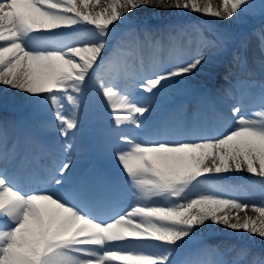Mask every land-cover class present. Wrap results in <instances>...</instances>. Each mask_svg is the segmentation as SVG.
Here are the masks:
<instances>
[{
  "label": "snow or ice",
  "instance_id": "snow-or-ice-1",
  "mask_svg": "<svg viewBox=\"0 0 264 264\" xmlns=\"http://www.w3.org/2000/svg\"><path fill=\"white\" fill-rule=\"evenodd\" d=\"M100 2L0 0V85L45 101L65 149L73 148L70 130L73 137L81 132L78 113L95 87L115 127L101 150L118 166L133 202L115 211L108 185L87 178L73 181L70 152L38 186L21 182L29 168L27 179H32L44 144L32 134L10 140L8 129L0 127V264H207L204 249L184 251L206 223L264 238V203L252 205L255 218L247 213L241 217L232 210L248 209L247 202L224 198L215 187L197 191L211 174L246 170L264 178V63L260 80L237 79L223 89L222 96L235 100L226 131L197 111L191 119L180 114L163 121L159 138L130 137L120 126L145 127L161 107L168 82L191 74L208 57L197 52L183 61L193 37L180 29L169 33L167 45L179 62L163 71L151 65L145 69L143 48L159 51L161 41L148 29L133 31L126 40H118L112 31L137 8L191 9L230 19L253 7L251 0H222L219 8L210 0L206 5L199 0H106L102 12L79 10L78 4L88 9ZM260 8L264 13V0ZM82 24L92 26L90 38L70 43L55 39L57 30ZM76 31L84 29L73 28ZM208 43L217 47L215 41ZM260 45L264 51V32ZM121 53L139 64V79L124 85L123 91L115 82L95 84L97 69ZM62 101L70 102L71 116ZM215 117L228 119L219 113ZM181 255L183 259H177ZM227 264H264V252L252 254L242 247Z\"/></svg>",
  "mask_w": 264,
  "mask_h": 264
},
{
  "label": "bare ground",
  "instance_id": "bare-ground-1",
  "mask_svg": "<svg viewBox=\"0 0 264 264\" xmlns=\"http://www.w3.org/2000/svg\"><path fill=\"white\" fill-rule=\"evenodd\" d=\"M104 2H105V0H101L100 5L95 6V7L90 5L91 8H93V13L102 12L103 9L106 8V7L101 5ZM199 2L206 5L209 2V0H199ZM210 2L214 8L222 7V0H210ZM85 10L86 9L80 8V11H82V12ZM143 10H144L143 13H148V16H146V17H148L149 19L153 20L152 17H154V19L155 18H160V19L163 18L162 22H164V21L166 22L167 17H168L167 19L170 20L171 18H175V16L181 15V14H186V13L187 14H198V12L192 11L191 9H176V8L163 9V8H160L157 6H150V7L146 6V7H142V8H137L131 14H138L139 12H141ZM202 15H204V14H202ZM191 16H193V15H191ZM235 16L236 15H233V17L230 19L229 18L212 17L210 15H206L205 17H212L214 19H217V20L224 22L226 25H232V26L233 25L236 26V24L238 25L239 23L243 24L245 22H248L250 24H256V22L258 21L255 18L247 20L246 18L242 17V18L236 19ZM148 18H146L145 20H149ZM160 19L155 20V22L160 23ZM123 23H124V21L121 22V24H123ZM131 23H133V22H131ZM241 24H239V25H241ZM116 25H120V23H118V24L116 23ZM256 28H259L260 30H262L264 32V24H261L259 27L256 26ZM112 31L116 32L115 27L112 28ZM139 32H141L140 29H139ZM257 35H258L257 32L254 31V32L250 33L249 37H248L249 39L254 41L255 46L260 45V39H257ZM161 36H162L164 42L165 41L168 42L169 33H162ZM127 38L128 37H124L125 40ZM185 42H186V39L181 40L182 45ZM166 46H167V44H166ZM240 48H242V46L241 47L239 46V49ZM218 49H219V46L212 47L209 44H205L201 47H196L194 45V43L192 42L191 45H189L185 48L184 55L182 56L181 59L183 61L189 60V59L195 57L197 52H201L206 57H209V56H211V54H210L211 52H214V51L220 52V51H217ZM213 55H215V54L213 53ZM169 56L172 58L171 53H169ZM161 64H163V62H161ZM161 64H159V66H161ZM206 64L208 67H211V65H212V63L208 59L207 63L198 67L196 70H194L191 74H189L187 76H189V78H191V80H192L193 79L192 75H199L200 73L202 74V70ZM244 64H246V65L251 64V65H249V69H248L251 74L252 73L254 74V72H252V71H253V69H256V67H257L258 69H256V70L259 73V76H257V80H260L262 78V68H261L262 63L261 62H259V61L255 62L254 60H252V61L246 60V61H244ZM163 66H164V64H163ZM163 66H161V68H160L161 71L164 70ZM230 74H226V76L229 78ZM187 76L182 77L184 83L187 82V80H189V78H187ZM231 76H232V74H231ZM195 77H197V76H195ZM185 78H187V80H185ZM191 80H189V82H191ZM172 83H168V84L172 85ZM197 83H198V86H200L199 81H197ZM228 83H230V79L228 80ZM172 88H176V89L178 88L181 91L183 90L182 86H181V88H179V87H172ZM170 91L174 92V89H172ZM18 99H20V100H18ZM23 100L24 101L28 100L27 104L29 105L35 100V98L29 96L27 93L20 92L18 90L10 89V88H7L5 86L0 85V107L10 106L13 103L14 104L18 103V101H19L18 104H21L23 102ZM208 102H209V100H208ZM215 102H216V100H215ZM215 102H213V104L218 105ZM163 103H164L163 105L168 107L170 105H173L174 102L173 101H165ZM221 104H224V102H222ZM231 106H232V103L224 104V107L226 108L227 111L223 112V113L227 115L226 118H228V119H224V120L218 119V121L221 122V128L219 129L220 131H226L227 128L230 126V123H231V121H230V116H231L230 108H231ZM193 108H194V105L190 104V107L188 109L190 111H193L194 110ZM47 112H48V117H50L49 123H51V121L53 120L52 113L49 111H47ZM169 116H171V114H169ZM169 116H168V119H169ZM173 117H174V115H173ZM160 118H161V120H164L163 117H160ZM161 120H159V122H157L155 128H159V126H161ZM118 170H119V168H118ZM212 175H215V174H212ZM219 175L224 176V177L220 178L219 183L230 185L232 183H235V181H237V182H239L238 184H240V183L244 184L243 186L250 193V196H247L246 194L242 193V190L239 187L234 188L232 186H229L225 189L227 192L232 193V195H233L232 198L235 197L236 199L240 200L241 202H247L249 204L248 209H245L244 211L233 209L232 214L235 215L237 212H239V215L241 217H244L245 213H247V216L255 218L258 215V213H256L254 210H252V205L255 204V205L259 206L261 203H264V178H261L259 176L253 175V174H249V173H247L246 170L240 171V172L231 171L229 173H224V174H219ZM233 176H238V177H233ZM242 177H244V178H242ZM245 178H247V179H245ZM245 185L250 187V188H247ZM206 191H208V190H202L200 192H206ZM130 197H133L132 192L130 194ZM199 230H203L209 234V236L211 237L209 242L218 241L221 243V246L223 247L221 249L225 251V254H226L225 259H227V260L234 258L236 255V250H239L242 247H246V248L250 249L252 254L264 252V238H261L258 235L250 234L245 230H233V229H230L224 225H216V224H212V223H206L205 226H203ZM218 232L220 233L219 235L217 234ZM222 234H224V236L226 234L233 236V237L237 238L238 241L235 242V241H230L228 239H225L224 237L221 236ZM197 238H199L198 232H196V234L194 236V240ZM241 241H246V242H250V243L252 242V243L256 244L257 246L261 247L262 249L260 251H256L250 247L245 246ZM212 243H217V242H212ZM221 258H224V257H221ZM249 259H251V257H249Z\"/></svg>",
  "mask_w": 264,
  "mask_h": 264
},
{
  "label": "rangeland",
  "instance_id": "rangeland-1",
  "mask_svg": "<svg viewBox=\"0 0 264 264\" xmlns=\"http://www.w3.org/2000/svg\"><path fill=\"white\" fill-rule=\"evenodd\" d=\"M255 2H257V1H255Z\"/></svg>",
  "mask_w": 264,
  "mask_h": 264
}]
</instances>
